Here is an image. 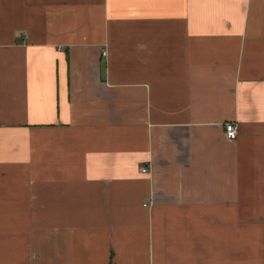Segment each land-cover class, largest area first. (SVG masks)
<instances>
[{
	"label": "crops",
	"instance_id": "obj_1",
	"mask_svg": "<svg viewBox=\"0 0 264 264\" xmlns=\"http://www.w3.org/2000/svg\"><path fill=\"white\" fill-rule=\"evenodd\" d=\"M0 264H264V0H0Z\"/></svg>",
	"mask_w": 264,
	"mask_h": 264
},
{
	"label": "built area",
	"instance_id": "obj_2",
	"mask_svg": "<svg viewBox=\"0 0 264 264\" xmlns=\"http://www.w3.org/2000/svg\"><path fill=\"white\" fill-rule=\"evenodd\" d=\"M226 131H227V135L230 138H237L238 136V125L234 122H230L226 125ZM143 171H147L148 168L147 167H143L142 169Z\"/></svg>",
	"mask_w": 264,
	"mask_h": 264
}]
</instances>
